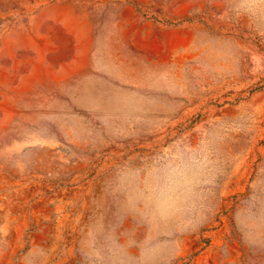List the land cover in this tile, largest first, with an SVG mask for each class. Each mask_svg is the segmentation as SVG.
<instances>
[{"label":"rangeland","instance_id":"1","mask_svg":"<svg viewBox=\"0 0 264 264\" xmlns=\"http://www.w3.org/2000/svg\"><path fill=\"white\" fill-rule=\"evenodd\" d=\"M0 264H264V0H0Z\"/></svg>","mask_w":264,"mask_h":264}]
</instances>
